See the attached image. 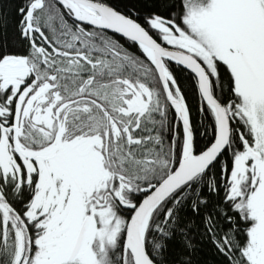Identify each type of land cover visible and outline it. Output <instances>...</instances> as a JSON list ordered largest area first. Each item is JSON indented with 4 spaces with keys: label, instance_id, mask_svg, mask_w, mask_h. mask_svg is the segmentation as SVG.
Instances as JSON below:
<instances>
[{
    "label": "snow or ice",
    "instance_id": "6c2138e0",
    "mask_svg": "<svg viewBox=\"0 0 264 264\" xmlns=\"http://www.w3.org/2000/svg\"><path fill=\"white\" fill-rule=\"evenodd\" d=\"M0 264H264V0H3Z\"/></svg>",
    "mask_w": 264,
    "mask_h": 264
},
{
    "label": "trees",
    "instance_id": "16d2710c",
    "mask_svg": "<svg viewBox=\"0 0 264 264\" xmlns=\"http://www.w3.org/2000/svg\"><path fill=\"white\" fill-rule=\"evenodd\" d=\"M2 2H3V0H0V3H2ZM12 15H14V13Z\"/></svg>",
    "mask_w": 264,
    "mask_h": 264
}]
</instances>
